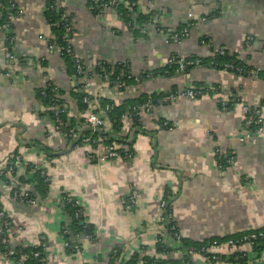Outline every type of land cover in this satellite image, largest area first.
Instances as JSON below:
<instances>
[{"label": "crops", "instance_id": "crops-1", "mask_svg": "<svg viewBox=\"0 0 264 264\" xmlns=\"http://www.w3.org/2000/svg\"><path fill=\"white\" fill-rule=\"evenodd\" d=\"M12 1L21 14L12 21L14 62L3 58L5 35L0 31V72L10 74L0 75V166L16 153L28 164L43 166L49 186L45 198L20 205L12 200L11 189L0 184V207L11 223V246L40 247L47 264H129L134 255L145 264L147 258L156 259L161 238L170 251L160 260L172 264L181 260L182 251L158 226L159 202L164 198H171L173 220L190 244L264 228V132L259 138L239 142L242 106H258L264 100V75L244 77L197 67L184 74L172 71L123 85L111 80V74L99 76L93 69L98 61L110 66L128 64L131 75L138 77L162 72L173 54L210 59L211 46L213 50H239L249 66L264 70V0H136L141 12L154 17L161 27L188 28L187 38L178 44L166 43L163 33L151 25L131 30L111 10L92 11V0H69L63 9L71 19L75 53L87 70L80 79L59 55L48 52V44L57 35L45 13L53 0ZM247 38L251 41L245 45ZM49 83L57 88L74 127L87 117L72 95L79 84L96 113L105 101L128 106L129 100L200 85L236 95L240 103L229 113L221 110L216 96L154 103L150 113L138 115L143 133L132 129L127 116L121 119L117 135L133 144L132 159L98 160L89 155L103 156L102 147L93 150L77 141L71 148L80 133H73L74 128L69 133L55 128L39 97ZM158 121L171 128L160 127ZM102 130L114 134L111 124ZM216 151L233 152V166L219 171ZM11 180L18 182L21 191L34 188L24 182L21 171L7 182ZM132 190L138 198L126 211L120 200ZM62 194L75 197L83 206L84 221L96 236L74 250L62 246L61 229L66 223L59 211ZM1 243L0 238V249ZM238 251L250 248L221 244L212 253L227 256ZM190 259L192 264H204L198 255ZM0 264L14 263L0 256Z\"/></svg>", "mask_w": 264, "mask_h": 264}, {"label": "built area", "instance_id": "built-area-1", "mask_svg": "<svg viewBox=\"0 0 264 264\" xmlns=\"http://www.w3.org/2000/svg\"><path fill=\"white\" fill-rule=\"evenodd\" d=\"M68 1L69 0H53V2L48 6V9L50 11H55L59 13L60 22L63 25V44H56L54 42H51L48 44L47 49H48V52L50 53L57 54L60 57L65 56L69 58V60L71 61L74 67L75 74L77 76H82V78H84L87 70L84 66L82 58L75 53L74 46L71 40V36H72L71 19H70V16L63 9V6ZM121 6L127 10L126 18L129 19L130 21L134 19L137 15L149 16L150 17L149 25L153 26V28L158 30L160 33H163V36L165 37L164 40L166 43L178 44L182 42L188 36V30L186 28L176 31V30H171V29H166L164 27H161L159 25V22L154 17L148 14L145 15L141 12L140 6L136 0H92V4H91V7L95 9H99L100 10L99 12H101L102 10H111L114 13H116L119 17L121 15V13L119 12V8ZM2 7L3 6L0 3V8ZM9 8L10 9L17 8V6L14 4L12 0H10ZM18 13L19 15L21 14L20 10L18 11ZM188 17H191V14H189ZM13 19L14 17L9 16L7 17L6 21L0 25V31L3 32L4 35L6 33H12V31H10V27H11ZM204 20L205 19H202V21ZM250 41H251L250 38H247L245 40V45H248ZM9 43L10 44L14 43L13 35L9 38ZM202 43L205 44L204 41ZM224 49H219L218 54L224 55ZM2 53H3V58L6 61L14 62L16 60L14 54L10 52L9 48L6 45L2 47ZM231 53L236 54L237 59L247 64L246 60L242 58L241 51L236 50ZM167 63L176 64L178 66V70L183 72L187 68L199 67L201 65V59L195 58L191 60H185V58H182L179 56V58H170L167 61ZM109 67L111 66L108 65L106 62L98 61L94 64L93 69L95 73H97L99 76H104L108 74L107 71L110 72L111 69H109ZM231 68L232 67L230 65H225L226 70L231 69ZM236 70L238 74H242L241 72H244L242 69H236ZM259 71H264V70L255 68V71H250L248 76L257 77V72ZM0 75H3L5 77L10 76L9 72H6V73L0 72ZM116 81H117V84H119L118 78H116ZM134 81L138 84L137 77L134 78ZM110 84L113 85L112 82H110ZM45 88H50L52 92L57 91V88L54 87L51 83L47 84ZM83 88L85 89V87ZM208 91L209 89L204 91L201 88H185L179 91L176 90L173 93H169L168 95L163 97L162 101L166 103H170L179 98H184L187 100H197L205 96H210ZM210 92H212L213 94L212 96L217 97L218 104L221 110L224 112H226L228 105L231 104L237 98L236 95H233V94L227 95L223 91H220V90L215 91L213 89H210ZM42 94L45 96L44 93ZM82 102L88 106L86 110L87 117L85 119V124L87 128L90 130V134L86 137H82L81 135L79 139L80 144L90 146L92 147L93 150H97L100 147H102L104 150L103 156L98 157L97 154H90L89 157L93 159H98V160H114L117 158H121L126 161H130L133 157V153L129 152L127 147H124L121 143L116 141V138H114L113 141H110L109 137L94 136L95 132H101L102 129H104L107 125L110 124V121L106 116L107 111H109L111 108L110 105H105L103 109L100 110V112L96 113L92 111V109L90 108V100L88 98V95L83 97ZM263 108L264 106L260 107L259 105L258 106H247V105L242 106V111L244 112V121L242 123V127L240 130L241 131L240 136H239L240 143L243 144L250 140L259 138L261 134H263L264 132V117L262 114ZM134 110L136 112H139L138 114H140V112L150 113V108L147 104H144L138 108H135ZM49 111L52 113L53 117L51 120L55 128L57 130H60V127L63 125L62 115L66 113V107L64 105H53L49 107ZM127 117L131 119V117L129 116ZM163 125L166 127L170 126L167 123H164ZM82 129L83 127H77V130H79L77 131L78 135ZM68 136L70 137V134ZM120 149H122L123 151L122 152L119 151ZM216 154H222V153L219 151H216ZM228 155L229 156L226 162L231 167L233 166L235 162V157H234L233 152H228ZM19 171L23 173V177L26 180L30 181V184H32L33 186L35 185V181H34L35 175H38L43 180V183L48 182V178L46 176L43 166L35 165V164H28L18 154L12 155L4 165L0 166V177L2 176L4 179L8 180L11 177L14 178L18 174ZM16 180L8 181L9 183L1 180L2 183L0 184L2 187L11 189V192H12L11 198L17 204H20V205L35 204L39 199L34 197L31 192L21 191L18 185V182ZM137 198H138V193L132 190L126 196V198H122L120 200V203L124 206L125 210L128 211L129 208L137 200ZM61 200L75 209V212H74L75 220H79V217L83 216L84 214L83 206L80 205V203L75 197H72L66 194V195H62ZM170 201H171V198H164L160 200L159 202V208H160L161 214L158 219V226L160 230H163L165 232L168 231L170 235L169 237L173 239L177 245H179L181 236L178 232L175 221L173 220L172 207H171ZM59 211L63 213L61 208L59 209ZM78 222H81V221L79 220ZM82 227H85V225H83ZM10 229H11V223L8 218V215L0 207V236H3V240L1 243L3 245V251L2 252L0 251V256L2 257V259L10 260L14 264H25V261L29 257H32L33 259H36L39 264H47L45 256L44 255L41 256L39 252H31L30 255H25L21 251H16L14 247L10 245L9 240H8V232ZM61 231L64 234L67 233L65 229L63 230L61 229ZM259 236H262V234H259ZM95 237H96L95 232H93L92 235H82L79 233L74 235V239L79 242H82L83 240H94ZM256 237L257 236L255 234H251V235L243 237L241 242H243V246L247 245L251 249L253 245L252 241L255 240ZM224 244L230 246L231 248H236L237 241L235 242L228 241ZM219 245L221 244H217V242H214L212 244H206L205 246L200 248L198 252L192 248L187 251L183 250L181 259L184 257L191 258L195 255H198L202 257L204 264H232L227 261L230 255L224 256V259H222L221 256H218L217 254L212 253V250L218 247ZM62 246L64 249L70 248L69 243L66 241L62 244ZM250 251L245 252V253L248 255L249 259H253L255 257V254H252ZM207 254H209V256H206ZM161 255L162 254H158L156 259H154L151 264H159V262L161 261L160 259H163V256ZM135 264H143V263L140 261L138 262L137 260Z\"/></svg>", "mask_w": 264, "mask_h": 264}, {"label": "trees", "instance_id": "trees-1", "mask_svg": "<svg viewBox=\"0 0 264 264\" xmlns=\"http://www.w3.org/2000/svg\"><path fill=\"white\" fill-rule=\"evenodd\" d=\"M0 3L2 4V8H0V25L3 24L7 17L12 16V17H17L19 16V9L18 8H14V9H10L9 8V3L10 0H0ZM51 4V3H50ZM49 4V5H50ZM92 4V2H91ZM48 5V6H49ZM47 6V7H48ZM91 6V5H90ZM46 7L45 13L47 16V21L48 23H50V25H52L54 27V29L57 32L56 35V39H54V43L56 44H63V25L60 22V17H59V13L55 12V11H50L48 8ZM91 10L98 13L99 9H95L91 7ZM119 12L121 13L120 18L126 23V25L128 26L129 29L134 30L135 26H142L144 24H148L149 25V21H150V17L149 16H143V15H137L134 19H132L131 21L129 19L126 18V13L127 10L124 7H120L119 8ZM186 28V27H185ZM13 27L11 24L10 27V31H12ZM184 29V28H181ZM181 29H178L176 31H179ZM188 30V28H186ZM12 33H6L5 34V45L9 48L10 52L12 54L13 53V44L9 43V38L12 36ZM201 41L205 42V44L207 45V40L206 38H202ZM200 41V42H201ZM213 52V57L210 59H201V65L199 67H209L212 69H216V70H223V71H227V72H231L234 73L236 75H241V76H248L250 71H255V68L252 66H249L248 64H246L245 62L240 61L239 59H237L236 54L229 52L228 50H225L223 47L218 48V50H213L211 46H209ZM219 49H224V55H219ZM15 56V55H14ZM64 61H66L70 67L71 73L73 76H76V79H80L82 78V76H77L75 74V70L74 67L71 63V61L69 60V58L62 56L61 57ZM170 58H179L178 55L173 54ZM197 57H189V58H185V60H191V59H195ZM19 61H21L19 59ZM225 65H230L232 68L231 69H225ZM197 68V67H196ZM110 72L111 73V80H115L116 78H118V82L119 84H136V82L134 81L135 76L131 75V71H130V66L126 65V64H116L115 66H111L109 67ZM163 71L162 72H154L152 74H143L141 76H138V83L143 82L144 80H147L151 77H155L158 74H164L168 75L169 73L173 72H179V73H186L188 71H190L193 68H187L185 69L183 72L178 70V66L174 63L169 64L167 63L165 65V67L162 68ZM236 69H242L244 72H241L242 74H238ZM264 75V71H259L257 72V77L259 76H263ZM83 86L81 84H79L76 88V90L74 92H72V95L74 96L75 99L78 100L79 103V110L80 111H86L87 110V105L84 104L82 102V99L84 96L87 95V93H85V90L82 88ZM195 88H201L204 91L208 90V93L210 96H212V92H210V89L213 90H219L217 87H209V86H205V85H200V86H196ZM171 91L168 93H157L154 96L152 95L151 97H143L140 98L138 100H129L128 101V106L124 105V106H115L111 101H105L104 104L102 103V108L105 105H110V110L107 111L106 116L110 121V124L112 125V128L114 129V134L113 136H111L110 134H104L103 131L102 132H95L94 136H105V137H109L110 141H113V139L115 138V136H117L116 141H118L119 143H121L123 146L127 147L129 152H132L134 154L133 151V144H130L129 142H125L121 139H119L117 133L119 132V130H121V119L124 116H129L131 117V121H132V129H137V130H141L143 133V130L141 129L142 126L139 122V118H138V113L136 112L134 109L138 108L144 104H147L148 106H151L154 103H166L163 102L162 99L164 96L168 95L169 93H173L175 92ZM44 93L45 96L42 94ZM39 97L42 99L43 103L45 104V106L48 108L47 114L48 116L52 119V113L49 111V107L53 106V105H62L63 102L61 101V99L59 98V92H52L50 90V88H44L41 89L39 91ZM240 103V99L237 97L231 104L228 105L226 112H232L233 108L236 104ZM260 107L264 106V100L259 104ZM62 120H63V125L60 127V131H64L65 133H69L71 129H73V133H77V128L76 127H83V129L79 132L82 137H86L90 134V130L88 128H86V124H85V120L84 119H80L79 123H77V125L74 127L73 125L69 124L68 118L66 113L64 115H62ZM72 122V120H71ZM158 124H160V127H163L165 129H170L171 126L166 127L163 124L161 125V122L158 121ZM137 133V132H136ZM145 133V132H144ZM68 136V135H67ZM124 139H126L124 137ZM78 145L80 144V141L78 142ZM119 151H123L122 149H120ZM16 154V153H15ZM14 154V155H15ZM123 155V153H122ZM228 153L225 154H216L215 153V162H216V166L218 167L219 171H224L225 169H227L229 166V164H227V159H228ZM221 168V169H220ZM24 178V177H23ZM0 180L7 182L6 179H4L2 176L0 177ZM34 181H35V185L33 190L31 191V193L33 194L34 197H36L37 199H42L45 198V196L47 195V191H48V182L47 183H43V180L38 176L35 175L34 176ZM24 182L30 183V181L26 180L24 178ZM12 194V192H11ZM62 195H66V194H62ZM60 208L64 213L65 219H66V223L65 225H63L62 230L65 229L67 231L66 234L62 233L61 234L64 238V240L66 242L69 243V250H74L75 248L79 247L81 245V242L77 241L74 239V235H76L77 233L82 234V235H92L93 234V229L91 227L88 226V224H86V222L84 221V214L83 216L79 217V220L81 222H78L79 220H75L74 219V212L75 209L73 207H71L70 205L64 203L62 200H60ZM84 212V209H83ZM83 225H85V227H82ZM167 236L169 237V233L168 231L166 232ZM251 234H255L257 237L255 240H253V245L251 247V253L255 254V257L253 259H249L248 255L245 252H235L232 253L229 257H228V262L232 263V264H264V259L261 258V254L264 251V228L260 229V230H248L245 231L243 233H241L240 235H237L235 237H230V238H226L223 240H211L208 241L206 243H202V244H190L186 241L183 240V238H180L179 241V248L178 250L180 251H187L189 249H194L195 251H199L200 248H202L203 246H205L206 244H212L214 242H217V244H224L228 241H237L236 244V248H239L241 246H243V242H241L242 238ZM259 234H262V236H259ZM72 236V239H70V237ZM1 240H3V236H0ZM156 253L157 254H163L166 251L169 252L170 249L164 245V242L162 241V239L160 238L158 243L156 244ZM14 249L16 251H21L23 252V254L25 255H30L31 252H39L40 255H44L42 249L40 247H36V246H30L29 248H18V247H14ZM0 251H3V245L1 244V249ZM206 256H209V254H207ZM221 256V255H218ZM117 257V255H116ZM115 257V258H116ZM114 258V259H115ZM222 259H224V256H221ZM138 260V256L134 255L131 258V261L129 262V264H135L136 261ZM153 261L152 258H147L145 259V264H150ZM163 262L160 261L159 264H162ZM172 264H192V261L190 258L188 257H184L182 258L180 261L176 260L174 262H170ZM25 264H39L37 262L36 259H33L32 257H29L26 261Z\"/></svg>", "mask_w": 264, "mask_h": 264}, {"label": "water", "instance_id": "water-1", "mask_svg": "<svg viewBox=\"0 0 264 264\" xmlns=\"http://www.w3.org/2000/svg\"><path fill=\"white\" fill-rule=\"evenodd\" d=\"M80 136H81V134L78 136L77 140H75V142H73V144L71 145V148L73 147V145H74L77 141H79ZM70 239H72V236L70 237Z\"/></svg>", "mask_w": 264, "mask_h": 264}]
</instances>
